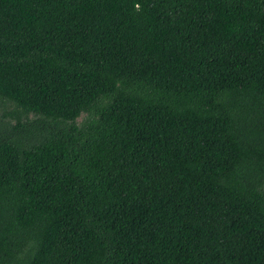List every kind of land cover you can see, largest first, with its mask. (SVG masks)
<instances>
[{
  "label": "trees",
  "instance_id": "trees-1",
  "mask_svg": "<svg viewBox=\"0 0 264 264\" xmlns=\"http://www.w3.org/2000/svg\"><path fill=\"white\" fill-rule=\"evenodd\" d=\"M0 264H264V0H0Z\"/></svg>",
  "mask_w": 264,
  "mask_h": 264
},
{
  "label": "rangeland",
  "instance_id": "rangeland-1",
  "mask_svg": "<svg viewBox=\"0 0 264 264\" xmlns=\"http://www.w3.org/2000/svg\"><path fill=\"white\" fill-rule=\"evenodd\" d=\"M79 121H80V119H79Z\"/></svg>",
  "mask_w": 264,
  "mask_h": 264
}]
</instances>
